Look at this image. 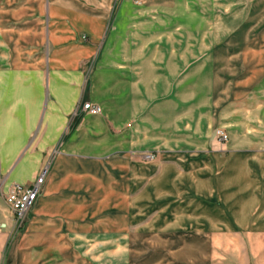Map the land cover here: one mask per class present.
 Instances as JSON below:
<instances>
[{
  "label": "crops",
  "instance_id": "crops-1",
  "mask_svg": "<svg viewBox=\"0 0 264 264\" xmlns=\"http://www.w3.org/2000/svg\"><path fill=\"white\" fill-rule=\"evenodd\" d=\"M148 10L0 0V264H264V0L196 67Z\"/></svg>",
  "mask_w": 264,
  "mask_h": 264
},
{
  "label": "rangeland",
  "instance_id": "rangeland-1",
  "mask_svg": "<svg viewBox=\"0 0 264 264\" xmlns=\"http://www.w3.org/2000/svg\"><path fill=\"white\" fill-rule=\"evenodd\" d=\"M253 1L255 0H145L143 5L150 6L151 10L147 12H150V17H153L154 21L156 20L155 24L152 23L149 27H146L145 34L150 35L159 32L163 33V36L165 34H178V43H165V45L168 48L169 45H176L179 50H184L185 47L189 46V66L191 64L195 67L200 66V63H202V58L199 57L201 51L207 50L208 47L211 50L212 47V42L209 45L202 42V35L210 36L212 41V37L215 38L218 34L230 35L233 32H239L241 29H248L247 27L241 28L238 25L248 19L250 20L251 16L248 9ZM218 2L224 4L220 8V12ZM154 6L162 8L155 12L152 10ZM208 17L209 29L202 25L205 19L207 22ZM182 38H187L189 42L186 43V39L180 42ZM182 76H185V74ZM188 77L190 76L188 75ZM18 235L19 233L13 234V239ZM151 242H153V239Z\"/></svg>",
  "mask_w": 264,
  "mask_h": 264
},
{
  "label": "built area",
  "instance_id": "built-area-1",
  "mask_svg": "<svg viewBox=\"0 0 264 264\" xmlns=\"http://www.w3.org/2000/svg\"><path fill=\"white\" fill-rule=\"evenodd\" d=\"M144 2L145 0H134L136 5H142ZM82 110L90 115L100 114V107L90 103L83 104ZM215 138L216 141L221 144L228 140L227 135L220 130L215 132ZM143 158L145 161H151L153 156L151 154H146ZM47 173L48 169L44 168L30 186L13 185L9 189L4 201L13 215L12 234H18L23 230L27 217L41 191Z\"/></svg>",
  "mask_w": 264,
  "mask_h": 264
}]
</instances>
